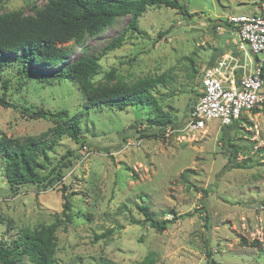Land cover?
<instances>
[{
  "label": "rangeland",
  "instance_id": "obj_1",
  "mask_svg": "<svg viewBox=\"0 0 264 264\" xmlns=\"http://www.w3.org/2000/svg\"><path fill=\"white\" fill-rule=\"evenodd\" d=\"M45 2L0 0V13L30 15ZM181 2L190 16L164 6L148 7L138 18L139 33L127 34L120 47L99 60L103 73L114 69L127 82L160 74L168 79L158 95L173 119L165 128L147 127L144 109L84 108L74 81L21 80L16 69H4L0 80L10 79L5 90L9 101L82 113L87 143L80 146L69 137L60 138L52 156L58 159L71 149L74 158L61 182L46 189L29 185L13 194L0 170V239L9 241L22 229L55 223L56 264H100L103 259L139 264L147 255L153 264H209L210 259L264 264V111L243 112L230 128L223 129L217 120L200 130L185 127L200 73L237 40L219 20L256 12L264 1ZM128 18L117 17L97 36L86 37L87 51L99 53ZM82 48L76 47L69 59L80 56ZM3 86L0 81V93ZM49 126L48 121L0 106V135L37 136ZM222 134L238 147V166L225 167L233 149L221 145ZM184 169H189L185 179L180 176ZM63 192L71 205L70 223L63 222ZM139 206L158 220L170 219L172 213L190 215L158 231L140 223L144 216ZM108 230L111 234L103 238ZM15 264L30 262L24 257Z\"/></svg>",
  "mask_w": 264,
  "mask_h": 264
},
{
  "label": "trees",
  "instance_id": "obj_2",
  "mask_svg": "<svg viewBox=\"0 0 264 264\" xmlns=\"http://www.w3.org/2000/svg\"><path fill=\"white\" fill-rule=\"evenodd\" d=\"M160 6L176 9L181 15L190 16L181 0H46L41 7H34L30 15L19 11L0 13V76L5 72L4 69L14 68L21 80L24 77H34L42 82L60 78L74 81L85 101L84 108L115 105L121 111L130 106L146 111L147 127L161 129L172 125L173 119L163 109L158 97L161 94L160 87L169 82L164 75H149L127 82L117 76L114 69L103 73L99 63L102 55L121 46L127 34L139 33L138 18L148 7ZM122 16H129L126 26L99 53H89L88 46H84L86 37L97 36L101 29ZM219 21L229 26L226 20ZM80 46H83L81 55L70 60L75 48ZM101 74L105 78L97 79ZM0 81L4 85V90L0 93V106L18 110L26 118L43 119L50 123L49 128L37 136L18 138L0 135V170L4 174L7 190L16 194L29 185L41 189L54 186L61 182L64 169L70 166L75 154L73 150L67 149L58 159L52 156L60 138L69 137L80 146L87 143L81 132L82 113L70 115L66 109L54 111L13 103L8 100L5 91L10 79L3 78ZM196 95L198 96V89ZM260 109L264 111V106ZM260 109H252L250 112ZM242 118L243 116L230 125L221 127L237 126ZM220 140L224 148L233 149L229 151L225 167L238 166L234 163L238 147L225 134H222ZM188 172L189 169H184L180 176L185 179ZM65 189L63 184L62 191ZM62 196L63 222L70 223L71 205L64 192ZM201 208L205 211V202ZM139 211L144 216L140 223H148L158 231L164 230L176 219L190 215L172 213V218L158 220L152 217L146 206H139ZM56 229V224L52 223L34 229H22L9 241L0 239V264H15L24 257L30 264H56ZM110 234L111 230H108L102 237ZM252 243L257 241L253 240ZM207 254L210 256L209 250ZM100 264L119 263L103 259ZM139 264H153V259L147 255ZM209 264L222 263L210 259Z\"/></svg>",
  "mask_w": 264,
  "mask_h": 264
},
{
  "label": "built area",
  "instance_id": "obj_3",
  "mask_svg": "<svg viewBox=\"0 0 264 264\" xmlns=\"http://www.w3.org/2000/svg\"><path fill=\"white\" fill-rule=\"evenodd\" d=\"M226 21L237 40L201 72L188 130L204 129L210 120L230 125L243 112L264 106V5Z\"/></svg>",
  "mask_w": 264,
  "mask_h": 264
}]
</instances>
